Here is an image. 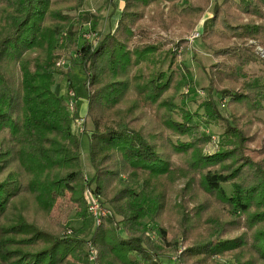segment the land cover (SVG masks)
<instances>
[{"label":"trees","instance_id":"1","mask_svg":"<svg viewBox=\"0 0 264 264\" xmlns=\"http://www.w3.org/2000/svg\"><path fill=\"white\" fill-rule=\"evenodd\" d=\"M178 1L123 0L113 30L93 47L81 28L96 29L98 14H68L84 0H0V264H170L160 257L172 252L177 264H221L217 257L264 264V136L251 132L264 84L248 81L243 70L264 62L255 52L256 44L264 47V0H221L204 20L199 37L215 61L201 114L185 107L196 89L179 56L211 0L177 11ZM146 9L166 14L165 28L178 22V40L168 49L140 43ZM69 50L87 73L88 184L112 211L99 226L82 198L87 179L72 128L80 105L70 110L53 90L54 60ZM181 83L188 90L179 94ZM214 94L228 99L230 120ZM177 96L180 121L172 117ZM221 121L218 147L205 153L211 135L202 125ZM66 195L81 225L63 234L45 220Z\"/></svg>","mask_w":264,"mask_h":264},{"label":"rangeland","instance_id":"2","mask_svg":"<svg viewBox=\"0 0 264 264\" xmlns=\"http://www.w3.org/2000/svg\"><path fill=\"white\" fill-rule=\"evenodd\" d=\"M119 0H84L83 5L77 11L68 12L69 16L73 18H77L78 16L82 15L86 11H90L92 13L98 14V23L96 29H91L92 33L96 36L92 37V42L90 43L93 47H95L98 41L101 40L108 31H112L117 20L120 16V10L123 7L118 5ZM192 0H179L176 10L179 11L183 7H186ZM221 0H211L209 3L210 5L201 13L197 20L195 28L192 29L189 34L186 35V40L188 41L187 51L185 53H181L179 59L184 63L187 67L190 78L195 85V93L189 96L186 101V109L191 112H197L198 114L202 113V109L200 108V104L204 101L207 95V68L211 65L215 59L212 57V51L209 50L200 40V37L193 38L195 31H199L202 27L204 20L208 17L212 16V9L214 3H220ZM169 6L168 3H162L161 9L166 13L167 7ZM168 19L166 14L162 16L159 14L158 11L151 12L149 9L145 10L143 20L141 21L143 27L140 32H136L137 36L141 38L140 43H147V44H157L160 50L168 49L171 47L170 42H176L177 39V29H178V22H174V25H171L170 28H165L169 26L170 22L165 21ZM165 26V27H164ZM89 25L86 26L84 24L81 28V32L88 31ZM89 31V32H91ZM81 34V33H80ZM81 34V35H82ZM216 46L219 43H214ZM250 44V42H248ZM72 51V50H71ZM69 51L65 52H58V56L54 60L56 75H55V85L53 86V90L57 94L62 95L66 100L70 101L69 105L79 104L80 105V119H77L73 122V130L75 133H79L80 136V150H81V165L84 169V175L87 178L85 186H83L82 190V198L85 202V206L88 210L87 204V194L93 193L95 194L93 189V184H88L90 180V176L93 174V171L90 166L89 156H88V147H89V138L87 132L91 130V123L87 116V91L86 86H83V82L85 77L87 76L83 74L81 68L78 64H73V60L70 58ZM181 50L178 49L177 53H180ZM167 67V62L163 66V70ZM247 80H254L256 77H260L262 79V83L264 84V62L258 61L256 63L249 64L243 68ZM68 72V73H67ZM67 78L71 80L73 88L68 87ZM188 90V86L184 83H181L178 88V93H185ZM214 100L216 101L217 107L223 117L230 120V105L228 103V99H222L220 95L214 94ZM256 102L261 107L258 112H256L253 116V124L251 126V132L256 133L259 140L262 139L264 136V94L256 97ZM71 103V104H70ZM174 103L178 106L175 112L172 114V117L176 121L181 120L182 116V105L180 104V96H177L174 99ZM72 106V108L74 107ZM71 108V107H70ZM202 125V124H201ZM224 128V122H218L216 124L207 125L205 127L202 125V131L204 134H210L211 140L210 143L205 148V153L212 154L216 151L218 147V140L219 136L222 134ZM182 140L186 141V137H182ZM224 190L227 194L231 192L230 184H223L222 185ZM177 189L180 188L178 185ZM139 188H136L138 190ZM99 203L101 204L103 209L107 211H111L109 205L104 202V199L101 196H98ZM169 198H173V193L169 194ZM76 206L70 201L69 195H66L65 198L57 199L53 205L52 211L49 216L45 220L46 226H50L51 228L56 227L55 229H62V233L66 234L67 230L77 229L81 225V221L76 217ZM110 209V210H109ZM89 212V211H88ZM90 214V213H89ZM91 215V214H90ZM112 215V214H111ZM109 218L111 216H108ZM108 217H105L106 220ZM93 218V217H92ZM115 219L120 220L119 217H115ZM144 223H147L144 220ZM64 228H63V227ZM123 235V233L121 232ZM150 237L153 239L157 238V234L155 232L150 233ZM168 238H172L171 235H168ZM87 239V238H86ZM177 252L180 253L182 250V237L178 233L177 238ZM89 244L86 245V248ZM91 247V246H90ZM89 247V251H90ZM87 250V249H86ZM96 252V250H95ZM176 254L174 252L169 253L164 257H160L162 263L170 264H177L176 263ZM88 260L90 262H94L89 258L88 252ZM154 260H158L157 257ZM176 260V261H174ZM218 262L221 264H231L230 260L227 258L217 257ZM179 264H185L179 262Z\"/></svg>","mask_w":264,"mask_h":264},{"label":"built area","instance_id":"3","mask_svg":"<svg viewBox=\"0 0 264 264\" xmlns=\"http://www.w3.org/2000/svg\"><path fill=\"white\" fill-rule=\"evenodd\" d=\"M95 36L96 35L94 33L89 32V31L83 32L82 34V38L89 41L90 43L93 40L92 37H95ZM199 36H200L199 31L198 30L195 31L193 38H198ZM255 52L261 60H264V47L256 44ZM70 107H71L70 110H72V105H70ZM85 179L87 178L85 177ZM98 199H99L98 196H96L95 194L91 192L87 194L86 200L88 204L87 205L88 211L93 217V220L96 226H99L105 217L111 216L110 211H107L106 209L102 208ZM95 256H96L95 250L92 247H90V251H89L90 260L93 261L95 259Z\"/></svg>","mask_w":264,"mask_h":264},{"label":"crops","instance_id":"4","mask_svg":"<svg viewBox=\"0 0 264 264\" xmlns=\"http://www.w3.org/2000/svg\"><path fill=\"white\" fill-rule=\"evenodd\" d=\"M114 1H115V0H113V2H114ZM118 5H119V6H122V5H123V0H119V1H118Z\"/></svg>","mask_w":264,"mask_h":264}]
</instances>
